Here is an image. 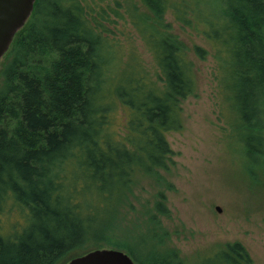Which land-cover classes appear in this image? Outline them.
I'll return each instance as SVG.
<instances>
[{
	"label": "trees",
	"instance_id": "16d2710c",
	"mask_svg": "<svg viewBox=\"0 0 264 264\" xmlns=\"http://www.w3.org/2000/svg\"><path fill=\"white\" fill-rule=\"evenodd\" d=\"M139 2L127 14L157 80L138 57L124 60L107 9L89 0H37L15 37L1 71L0 264H68L107 247L136 264H254L240 243L193 260L166 247L164 193L149 212L153 239L143 254L115 239L141 180L173 188L162 176L173 165L168 136L184 129L183 103L197 93L191 50L167 22L170 11L183 26L204 28L248 173L264 166V0H219V11L203 0ZM11 214L24 226L10 224L5 236Z\"/></svg>",
	"mask_w": 264,
	"mask_h": 264
},
{
	"label": "rangeland",
	"instance_id": "374dc122",
	"mask_svg": "<svg viewBox=\"0 0 264 264\" xmlns=\"http://www.w3.org/2000/svg\"><path fill=\"white\" fill-rule=\"evenodd\" d=\"M89 1L107 9L109 37L118 45L120 55L124 54V60L128 61L132 54L138 57L157 80L155 61L127 14L129 7H142L139 0ZM203 2L211 11L220 9L219 0ZM165 18L191 50L197 93L183 103L184 129L168 136L174 153L173 165L170 173L162 172V176L173 188L166 190L141 180L134 189L132 205L120 210L119 222L115 223L118 228L115 239L121 244L127 243L135 255L143 254L153 239L148 231L149 212H153L159 194L164 193L167 215L159 218L168 233L166 247L193 260L225 245L240 243L254 264H264V166L258 165L253 173H248L250 167L231 124L234 117L217 79L214 51L204 36V28L197 31L183 26L171 11ZM197 47L206 52L203 58L196 54ZM5 62L6 56L0 63V88ZM123 117V109L116 108L117 131L122 129ZM80 202L83 204V200ZM3 223L5 236H11L10 224L20 225V230L24 226L20 214L4 217ZM108 236L114 235L108 233Z\"/></svg>",
	"mask_w": 264,
	"mask_h": 264
},
{
	"label": "water",
	"instance_id": "95a60500",
	"mask_svg": "<svg viewBox=\"0 0 264 264\" xmlns=\"http://www.w3.org/2000/svg\"><path fill=\"white\" fill-rule=\"evenodd\" d=\"M37 0H0V63L17 34L31 18ZM68 264H136L127 253L116 249L93 250Z\"/></svg>",
	"mask_w": 264,
	"mask_h": 264
}]
</instances>
